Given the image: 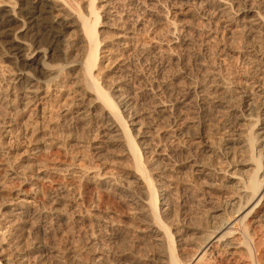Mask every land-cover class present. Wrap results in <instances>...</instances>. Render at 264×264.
Here are the masks:
<instances>
[{"label":"bare ground","instance_id":"1","mask_svg":"<svg viewBox=\"0 0 264 264\" xmlns=\"http://www.w3.org/2000/svg\"><path fill=\"white\" fill-rule=\"evenodd\" d=\"M96 1L0 0V54L6 57L12 81L18 84L11 103L23 119L25 133L42 119L48 121L39 143L25 150L6 141L12 126L0 127L6 178H26L32 168L31 178L41 180L60 170L71 175V182L88 179L99 188V194L108 192L127 204L130 221L121 224L115 223L110 212L77 210L76 215L88 217L92 225L91 264H105L112 255L116 261L133 255L131 261L137 264H264V0L258 4L250 0H180L186 5L185 13H202L205 40H222L224 52L217 58L219 62H200L196 75L187 74L184 84L178 81L177 98L154 105L153 110L162 115L170 111L177 116V132L193 135L188 143L178 138L167 152L154 146L147 116L131 111L138 110L129 96L134 84L125 79L123 69L114 66L125 51L149 47L146 41L136 40L142 25L137 21L131 26L124 20L116 38L102 35V8L105 15L112 12L107 3L100 7ZM141 2L157 7L154 0ZM149 14L154 25H167L169 49L191 47L189 28L181 29L160 9ZM162 41L159 35L153 38V43ZM163 51L177 60V51L173 54L165 47ZM196 96L203 105L211 102L226 115L229 124H222L223 133H198L191 120L182 116L184 109L193 107ZM53 148L71 154L69 162L56 168L43 162L26 164L32 153ZM182 150L186 155L177 157ZM197 150L205 155H193ZM10 155L23 164L12 165ZM187 170L218 196H205L204 209L174 229L179 218L171 188L192 190L194 183H185ZM5 185L0 181V196ZM68 188V184L59 186L64 194L52 199L48 210L39 208L35 198L21 190L10 198L3 195L7 201L0 211V239L6 242L32 217L38 218L36 227L44 235L50 233L48 214L68 222L65 205L74 204L66 198ZM102 200L100 197L99 202ZM105 226L116 230L115 237L124 246L112 255L100 244ZM132 232H136V244L125 248ZM38 247L55 252L54 247ZM10 258L0 254V264L26 260L25 256Z\"/></svg>","mask_w":264,"mask_h":264},{"label":"rangeland","instance_id":"2","mask_svg":"<svg viewBox=\"0 0 264 264\" xmlns=\"http://www.w3.org/2000/svg\"><path fill=\"white\" fill-rule=\"evenodd\" d=\"M73 1L82 4L86 2V0ZM141 1L142 0H97L96 3L98 6L101 7L104 4L106 6L107 3V5H109L108 8L111 9L112 12L105 15V11H103L102 8L99 29L102 31V35H112L114 36L112 38H116V33L122 31V25L125 22H128L127 24L131 26H135L137 21L138 23H141V30H139V32L136 31V38H138L136 40L138 43L146 41L147 46L149 47H145V49L137 46L135 50L125 51L126 53L124 52V55L121 59H118L114 63V66L115 68L119 67L123 69V73L126 74L125 79L128 78L127 80L134 84L129 96L132 98L135 103L134 106L138 110L131 111L137 112L141 116H147V126L149 127L150 136H152L154 146H161V148H164V151L167 152L169 151L168 148H170L174 142L176 143L178 138L185 141V143H188L190 138L192 139L193 135L190 131L187 133L184 132L185 135L184 133L177 132V116L170 111L162 115L159 112H156V110H153L154 105L159 101L170 102L177 98L179 96L177 91L178 81L184 84L187 79V74L196 75L199 71L198 66L200 62L206 64L211 63V61L213 64H215L216 61L219 62L217 58H219V55L224 52L222 50L224 45L222 40H205L206 24L201 18L202 13L199 15L185 13L184 7L186 5L184 6V4H181L180 0H154L158 8L156 6L144 5ZM250 1L255 4L260 2V0ZM156 9H160V13L168 18V20L176 21L181 29L183 28L185 30V28H189L187 35L193 41V44L189 48L190 50L185 49L182 51V49L174 50V48H168L169 46L171 47V45L167 40V34L165 32L167 25H154L150 19V10L153 12L157 11ZM196 26H198V31L196 30ZM158 35L161 36L163 43H153V38ZM164 47L167 50H172L171 53H175L177 51L176 55L178 54L177 56L178 58L180 56V59L177 58L175 61L172 60L170 56L163 51ZM136 50L139 51L135 52ZM121 51L124 50L122 49ZM77 52V47L76 50H72V55H75L73 57H76ZM10 69L11 68L8 65L6 57L0 54V127L3 128L12 126L13 132L6 138V141L10 143V145H19L24 150L31 149L39 143V138L45 132L44 130H46L48 126V121L44 122L42 119L38 122L39 124L37 123L36 128L33 131L30 130L26 133L23 131L21 126L23 119H21V116L17 111V107L11 103V101L16 98V88L14 86L18 84H15V82L12 81ZM197 97L198 96L195 98L196 101L194 102L193 107L184 109L182 116L191 120L190 123L194 124V131H197L198 133L208 131L212 132L214 136L215 134L219 135L223 133L225 130L223 129L224 123L226 126L229 124V120L226 118V115L224 116V114L220 113L219 108L214 106L211 102L203 105L200 98L198 97L197 99ZM56 112L57 111H53L55 114ZM2 140L3 139L0 136V144ZM186 153L187 152L185 150H182V152H179L176 156L181 158L184 157ZM195 154L200 155V157H203L201 154L205 155L200 150H197V152L193 151V155ZM70 157L71 154L65 152L64 150L53 148V150L49 152L40 151L32 153V159L26 164H29L30 162H43L50 168H56L67 164ZM5 158L0 157V181L6 184V191L3 195L7 198H10V195L12 196V194L14 195L16 192L21 190L22 194L24 193L25 195L32 197V199L35 198L39 208L44 210L47 208L46 210H48L52 205V199L62 195L63 193H60L61 191L58 189L59 186L68 184L69 188L65 191L67 194L66 198H69V200L73 199L74 201L71 200V202L73 201L74 204L73 206L71 204L65 205L71 220L66 223L56 219L54 215L48 214L47 226L50 233L45 235L36 227L38 218H29L30 220L25 224V226L8 236V240L6 242H4L5 240L0 239V254L5 255L6 257L9 255V257H11L10 259L13 260L17 259V257L25 256L26 260H24L23 264H91V257L93 255L92 251L94 248V244H92L93 237H91L93 234L91 233L92 225L90 224V220L87 219L88 217H86V219L78 217L76 215L77 210L88 209V211H90L89 213L95 212L101 213L102 215L106 214V212H110L115 223L118 224H121L123 220L130 221L127 219L129 218L127 215L129 216L130 213L127 204L108 192L101 191L102 194H99V188L90 180H80L74 178L73 182H71V175L63 171L60 172V170L59 172L56 171V173L52 172V177L50 176L49 178L35 180L30 176L32 175L31 172H34L32 168L29 171L30 174H27L29 176L26 178L23 176L20 178L16 177L7 179L5 172ZM10 158L11 164L16 167L23 164L22 160L17 158L15 155H10ZM163 161L164 163H169V165H171V161L166 159H163ZM28 167H33V165ZM182 173L178 172L177 175H183L185 172L183 174ZM185 177L187 178V181L184 180L185 183H194L192 190L189 191L183 189L182 187L176 188L174 185H172L173 188H171V199L174 204L173 209L178 214V220H183L181 222L176 220L175 225L173 224L174 229L175 227L178 228V226L183 225L184 220L196 216L204 209L206 203L204 200L205 196H214V198L218 196L216 195L218 193L214 192L215 190L207 188L201 180L198 181L196 175L193 172H190V170H187ZM3 195L0 196V211L3 207V203H6L7 201H5ZM100 197H103L101 202H99ZM15 222H18V220ZM101 232V238L99 237L100 244L105 252L111 253L112 255L115 254V250L117 251L124 247L120 245L121 241L117 240L115 237L117 233L116 230L110 226L103 227ZM135 236L136 232H132L130 237L126 240L125 248H129L130 245L133 246L136 244ZM10 237L12 238L10 239ZM37 244L44 245L45 247H54L55 252L49 253L46 250L40 249L41 246L37 248ZM142 246L145 247V245ZM147 251L151 254L153 252L152 249H148ZM112 256L108 258L105 264H110L112 261L114 263L112 262L111 264H137L131 261L134 257L133 255H129L128 260L125 258L119 261H116V257L114 258V255Z\"/></svg>","mask_w":264,"mask_h":264}]
</instances>
